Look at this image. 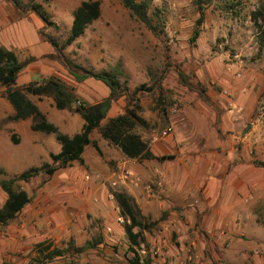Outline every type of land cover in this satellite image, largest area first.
Here are the masks:
<instances>
[{"label": "rangeland", "instance_id": "1", "mask_svg": "<svg viewBox=\"0 0 264 264\" xmlns=\"http://www.w3.org/2000/svg\"><path fill=\"white\" fill-rule=\"evenodd\" d=\"M85 1H98L101 15L62 52L63 59L93 72L119 67L123 73L120 81L130 89L154 87L152 92L140 94V116L156 126L148 134L149 139L168 124L169 136L156 142L170 147L168 157L208 153L225 147L233 157V166H243L245 171L244 217H253L261 227L257 237L264 251V49L257 46V33L251 21V13L264 0H242V6L233 14L216 6L208 7L194 44L189 41L198 15L191 0L153 1V7L160 11V20L153 17L158 37L132 18L119 0H45L43 7L52 23L46 28L33 14L17 17L0 0V46L14 52L19 61L36 59L19 74L15 87L40 83L50 76L74 85L60 63L46 58L54 53L53 49L40 40L37 32L41 30L63 41L75 9ZM75 87L78 99L88 105L108 95V90L94 80ZM158 97L170 102L165 113L156 108ZM27 98L60 134L79 133L83 122L74 110H56L50 98L30 95ZM230 102L242 108L239 118L227 115ZM124 106V99H119L108 118L121 114ZM13 113L5 89L0 87V169L7 179L49 162V154L60 150L54 135L31 130L30 119L9 121ZM91 139L106 157L86 147V164L73 163L52 177L40 175L19 184L30 197V203L11 223L0 228V264H27L34 256V245L43 241L59 248H66L69 241L75 247H83L87 242L95 246L78 257L66 256L51 264H127L125 222L115 201L108 197L116 191L125 192V184H132L150 203L148 212L138 206L142 223H156L143 233L141 244L152 248L157 258H171L172 248L180 243L172 217L153 196L165 199L159 193L163 181L161 188L156 187L159 177L155 175L147 181L136 176L131 183L132 178H123L115 166L118 163L115 150L97 132ZM131 167L150 170L152 174L154 170L151 164L135 163ZM147 188L151 189L150 194ZM4 200L5 194L0 190V206ZM99 241L102 243L97 245ZM258 258L264 262L260 249Z\"/></svg>", "mask_w": 264, "mask_h": 264}, {"label": "trees", "instance_id": "2", "mask_svg": "<svg viewBox=\"0 0 264 264\" xmlns=\"http://www.w3.org/2000/svg\"><path fill=\"white\" fill-rule=\"evenodd\" d=\"M2 1L19 18L33 14L43 24L44 28L52 25L50 16L43 7V4L46 3L45 0H29L27 3H23L21 0ZM119 1L132 18L142 24L153 36H159V29L153 23V17L160 20V11L153 7L154 0ZM191 3L198 15L196 26L189 41L191 44H194L199 37V27L208 7L216 6L233 14L236 8L239 9L242 6V0H191ZM100 15L101 9L98 1H85L75 9L69 33L63 41H59L41 30L37 32L40 40L49 44L53 49L54 53L46 56V58L60 63L75 86L87 80H94L108 90V95L93 105L80 101L76 94V87L55 76L43 79L40 83L15 87L19 74L32 65L36 59L29 57L19 61L14 52L0 46V87L5 89L7 101L14 111L8 120L19 122L30 119L33 132L54 135L60 146L57 154H49V162L42 163L39 167L30 168L12 178H3L5 173L0 169V190L5 194V200L0 206V228L11 223L30 203V197L19 187L20 183H28L40 175L52 177L73 163L82 164V155L86 147H91L99 156H102L97 142L91 139L94 132H97L100 138L114 149L123 160L141 163L142 161L157 159L151 151V141L148 138V134L154 131L156 126L154 127L140 116L142 107L139 102L140 94L142 92L150 93L154 87L144 89L145 87L142 86L130 89L124 82L120 81L123 73L119 67L108 71L93 72L63 59L62 52L82 37L87 27L99 19ZM251 21L257 33V46L259 50H262L264 49V4L251 13ZM27 95L50 98L54 108L58 111L74 110L83 122L79 133L73 136L60 134L57 128L49 123L45 115L27 98ZM201 97L206 101L203 96ZM121 98L125 101L123 112L113 118H108V113L113 104ZM168 104L170 102L164 97H158L156 100V108L160 112L165 113ZM167 126L168 124L165 123L156 130V134L168 129ZM113 194L120 217L125 222L123 232L127 264H139L137 256L128 259L127 255L134 252L144 242L143 233L150 231L156 223H142L140 209L124 191H116ZM101 243L102 241H99L97 245ZM93 248L95 246L89 242L85 243L83 247H75L73 242L69 241L66 248H59L50 242L43 241L34 245V256L27 264H51L66 256L75 255L78 257L87 249Z\"/></svg>", "mask_w": 264, "mask_h": 264}, {"label": "crops", "instance_id": "3", "mask_svg": "<svg viewBox=\"0 0 264 264\" xmlns=\"http://www.w3.org/2000/svg\"><path fill=\"white\" fill-rule=\"evenodd\" d=\"M156 142H151V151L157 159L140 163L153 165V174L150 170L134 169L131 167L134 162L123 160L116 151L118 163L115 166L121 170L123 178H132L131 183L136 181V176L147 181L158 176L157 172L161 173L164 184L159 193L165 199L153 196L172 217V227L180 243L172 248L171 263L264 264L258 258L259 249L264 254L257 237L261 227L253 217H244L247 189L243 166H233V157L225 147L208 153L168 157L166 152L171 150L170 147ZM102 155L106 157L104 152ZM107 155L113 158V155ZM82 159L85 162L84 153ZM228 161H231L230 165ZM125 192L140 209L148 212L150 203L141 197L137 188L125 184Z\"/></svg>", "mask_w": 264, "mask_h": 264}, {"label": "built area", "instance_id": "4", "mask_svg": "<svg viewBox=\"0 0 264 264\" xmlns=\"http://www.w3.org/2000/svg\"><path fill=\"white\" fill-rule=\"evenodd\" d=\"M226 112L228 116L239 118L242 113V108L230 102L228 107H226ZM169 134H170V129H166L160 134L152 133L150 135V140L152 142L164 141L169 136ZM131 162H134V164L137 163L135 161H131ZM157 175L159 177L158 178L159 180L156 183V187L161 188L163 184L161 179V173L157 172ZM147 193L149 194L151 193L150 188H147ZM108 197L111 201L114 200L113 194H109ZM107 231L111 232L110 229H107ZM135 256L138 257L139 264H172L169 259H164V258L161 259L159 257L157 258V253H155L152 248L149 249L148 247H146L144 244H140L138 248L135 249L134 252L129 253V258H134Z\"/></svg>", "mask_w": 264, "mask_h": 264}, {"label": "water", "instance_id": "5", "mask_svg": "<svg viewBox=\"0 0 264 264\" xmlns=\"http://www.w3.org/2000/svg\"><path fill=\"white\" fill-rule=\"evenodd\" d=\"M245 132H247V130H245Z\"/></svg>", "mask_w": 264, "mask_h": 264}]
</instances>
